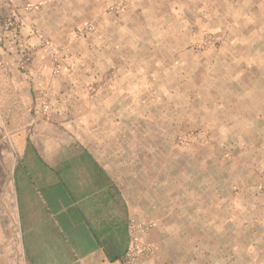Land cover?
Returning <instances> with one entry per match:
<instances>
[{
    "label": "rangeland",
    "instance_id": "obj_1",
    "mask_svg": "<svg viewBox=\"0 0 264 264\" xmlns=\"http://www.w3.org/2000/svg\"><path fill=\"white\" fill-rule=\"evenodd\" d=\"M131 1L111 3L106 25L76 30L73 57L57 46L70 58L69 81L117 84L127 120L111 165L165 195V243L148 256L264 264V4Z\"/></svg>",
    "mask_w": 264,
    "mask_h": 264
},
{
    "label": "crops",
    "instance_id": "obj_2",
    "mask_svg": "<svg viewBox=\"0 0 264 264\" xmlns=\"http://www.w3.org/2000/svg\"><path fill=\"white\" fill-rule=\"evenodd\" d=\"M224 2L237 10L264 4ZM187 4L193 9V0ZM110 6V0H0V264H125L133 224L151 225L143 244L165 243V195L119 179L111 165L119 121L127 120L117 84L92 87L69 81L68 73L55 76L34 34L73 57L74 32L113 21ZM158 252L139 264H161Z\"/></svg>",
    "mask_w": 264,
    "mask_h": 264
},
{
    "label": "built area",
    "instance_id": "obj_3",
    "mask_svg": "<svg viewBox=\"0 0 264 264\" xmlns=\"http://www.w3.org/2000/svg\"><path fill=\"white\" fill-rule=\"evenodd\" d=\"M126 0H111L112 7L114 10H121ZM7 29H10V24L7 25ZM93 25H86L81 31L80 36H83L87 32L93 30ZM34 34L38 37L39 47L43 46L46 48L47 53L53 59V73L54 75H60L63 73H67L71 67L69 62V57L63 49L56 46L54 43L45 38L40 31L35 30ZM151 228L149 226H140L133 224L131 227V242L130 248L125 258V264H139V259L143 256H148L153 252L155 245L152 243L141 242V235L147 230Z\"/></svg>",
    "mask_w": 264,
    "mask_h": 264
}]
</instances>
